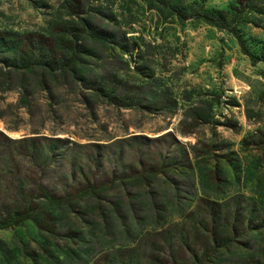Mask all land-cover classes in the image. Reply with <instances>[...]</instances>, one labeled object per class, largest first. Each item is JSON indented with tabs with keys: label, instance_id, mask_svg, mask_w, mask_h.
<instances>
[{
	"label": "rangeland",
	"instance_id": "374dc122",
	"mask_svg": "<svg viewBox=\"0 0 264 264\" xmlns=\"http://www.w3.org/2000/svg\"><path fill=\"white\" fill-rule=\"evenodd\" d=\"M237 1L0 0V38L42 40L47 60L50 49L68 60L77 49L72 68L17 72L10 40L0 45V132L81 144L161 138L152 146L187 166L158 180L154 196L144 190L140 219L114 212L119 189L86 217L61 212L54 235L32 221L0 231V264H96L184 223L202 198L243 196L264 211V0ZM219 13L230 29L195 18Z\"/></svg>",
	"mask_w": 264,
	"mask_h": 264
},
{
	"label": "trees",
	"instance_id": "16d2710c",
	"mask_svg": "<svg viewBox=\"0 0 264 264\" xmlns=\"http://www.w3.org/2000/svg\"><path fill=\"white\" fill-rule=\"evenodd\" d=\"M238 1L243 4L244 0ZM195 18L230 29L223 13L197 14ZM237 37L245 53L256 60L243 39ZM8 40L11 45L7 48L15 55L9 67L17 72L35 68L58 72L77 62L75 47L71 49L74 60L55 58L53 49L47 60L42 40L34 39L21 47L22 42L3 36L0 45ZM97 91L105 93L102 86ZM1 136L6 143H0V231L32 221L41 232L54 235L62 221L61 212L86 217L96 210L92 202L108 204L119 189L126 195L121 203H111L114 212L126 221L125 209L130 208L140 219L138 209L146 198L144 190L154 196L158 180L168 178L181 167L187 169L169 150L152 146L161 138L133 136L109 144H81L59 137L12 140L0 132ZM168 138L174 141L173 136ZM186 163L191 169V161ZM96 264H264V211L243 196L224 203L202 198L184 223L147 232L137 245L109 252Z\"/></svg>",
	"mask_w": 264,
	"mask_h": 264
}]
</instances>
